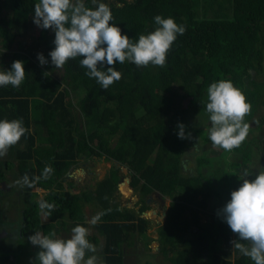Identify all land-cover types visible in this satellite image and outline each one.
Returning a JSON list of instances; mask_svg holds the SVG:
<instances>
[{
	"label": "trees",
	"instance_id": "obj_1",
	"mask_svg": "<svg viewBox=\"0 0 264 264\" xmlns=\"http://www.w3.org/2000/svg\"><path fill=\"white\" fill-rule=\"evenodd\" d=\"M39 2L0 0L1 38L8 36L5 25L16 36L38 30L28 52H8L6 40L0 49V71H11L13 62L19 60L26 72L19 88L0 87V121L22 119L28 129L10 148L7 159L0 158V239L13 236L11 228L16 229L18 237L12 245L22 255H30L27 242L35 232L55 233L53 238H57L77 225L88 229L85 206L96 202L104 215L94 224L98 235L87 239L97 249L99 237L104 243L101 250L86 253L85 259L95 255L102 257L99 264H130L137 256L131 247L153 226L151 219L143 217L150 210L143 197L158 192L171 200L164 224L157 225L158 254L164 261L197 264L206 256L207 264H254L245 256L234 262L219 256L221 237L232 233L221 216L207 213L208 224H201V208L209 205L210 196L219 197V208L223 207L231 199L232 184L231 174L215 178L220 159L203 152L206 144L214 147L206 129L210 122L207 89L214 82L228 80L252 108L245 117L250 126L246 140L232 152L220 149L221 158L229 161L230 172H249L250 180L264 171V165L253 157L254 148L264 151V141L255 135L264 124V0H98L111 9L114 19L110 23L133 42L155 31L157 15L173 18L186 29L168 52L165 67L117 63L122 78L106 90L86 75L82 58L69 60L63 69L55 68L49 55L55 48V33L33 22L34 5ZM83 3L95 10L92 0ZM41 53L48 61L44 67L37 58ZM59 70L61 78L56 76ZM73 98L78 100L83 121L71 111ZM253 122L259 125L256 129L251 127ZM179 124L185 125L186 136L191 133L190 139L179 138ZM80 158L114 163L94 193L78 195L64 188L66 175ZM115 163L131 173L130 187L141 196L138 211L121 207L118 201L121 176ZM46 166L53 169L47 180L42 177ZM25 175L41 179L32 188L17 184ZM38 189L47 191L42 201ZM14 199L19 207L10 221ZM42 202L56 205L50 215L41 214Z\"/></svg>",
	"mask_w": 264,
	"mask_h": 264
},
{
	"label": "clouds",
	"instance_id": "obj_2",
	"mask_svg": "<svg viewBox=\"0 0 264 264\" xmlns=\"http://www.w3.org/2000/svg\"><path fill=\"white\" fill-rule=\"evenodd\" d=\"M92 3L96 5L95 10L86 7L83 0H40L34 5L33 22L55 33V48L49 55L56 69H63L69 60L82 58L80 64L88 70L86 75L96 79L105 90L122 78V73L116 70L117 63L127 61L137 67H165L167 54L177 36L186 31L173 18L157 15L154 17L158 25L155 31L142 34L133 42L128 35L122 34L121 28L110 23L114 17L109 6L98 0ZM37 58L41 65L48 63L42 53ZM11 67V71H0V87L19 88L24 82V63L17 60ZM207 101L206 111L211 121L209 139L213 146L226 152L239 148L250 127L245 117L251 113L252 106L246 96L231 81L221 80L209 86ZM178 128L180 139L191 138V133L185 135L184 124H179ZM27 132L22 119L0 121V158L7 156L10 148ZM52 173L51 166H46L43 179H49ZM248 177L247 171L239 177L241 186L231 193L230 201L218 215L239 238L231 241L233 249L254 264H264V171L255 175L254 180ZM40 179L38 176L30 180L25 175L17 184L32 188ZM55 207L47 202L39 204L42 215H50ZM102 215L104 213L97 214L91 223L96 224ZM88 235L87 228L77 225L69 239L53 238L55 233L45 236L35 232L29 240L41 249L36 257L37 264H99L95 255L85 259L86 253L97 251L87 239Z\"/></svg>",
	"mask_w": 264,
	"mask_h": 264
},
{
	"label": "rangeland",
	"instance_id": "obj_3",
	"mask_svg": "<svg viewBox=\"0 0 264 264\" xmlns=\"http://www.w3.org/2000/svg\"><path fill=\"white\" fill-rule=\"evenodd\" d=\"M5 28L8 29V36L6 38L0 37V49L3 48L2 43L4 44V40H6L5 41L6 46L8 47L9 49L8 52L10 53L15 51L28 52L30 51L31 48L34 47V42L36 41L38 30L37 32L35 30L30 32L26 36H16L15 31L9 30L10 29L9 25H5ZM41 66L44 67L46 66V64ZM56 76L57 78H61L63 76V71L59 70L56 73ZM72 103L73 106L71 107V111L73 112L74 116L79 122L83 121L84 117L83 115L81 116L80 110L77 106L78 103L77 98H73ZM182 105L186 106L187 100H183ZM261 115H263L262 111H261ZM258 126L259 125L256 122H253L251 124V127L255 129ZM210 128H211V121L206 125L207 131H209ZM255 135L258 140L264 141V124L256 131ZM203 153L207 157H215L220 159V166L217 169V172L214 174L215 178L218 179L225 174L228 175L231 174L232 175L231 193L235 190H238V188L242 184V181L239 179V177L242 176L244 173L240 172L235 174L230 172L229 161H224L221 158L222 155L221 150L216 147H212L210 144L205 145ZM253 157L256 162L260 163L261 165H264V151L262 149H259L257 147L254 148ZM1 159L6 160L7 158L2 157ZM113 166L114 163L106 161L105 158H90V159L80 158L79 161L73 166V168L66 175V178L63 182L64 188L65 190L71 191L72 193L78 195H81L85 192L94 193L96 184L102 181L103 179H105L109 175L110 170ZM115 167L119 169L121 176V181L118 187L119 189L118 201L121 203V207L138 211L140 207L141 196H139V193L130 187L131 173L129 169L126 167L119 166L117 163H115ZM5 189L8 190V187H5ZM38 194H39V200L42 201V199L46 196L47 191L38 189ZM223 198L224 200H226V196L225 197L223 196ZM143 200H146L147 204L150 207V210L147 211L143 215V217L145 219H149V220L151 219V221H153V226L150 227L146 236L142 237V239H136L134 246L131 247V248H135V250L137 251L136 253L137 256L133 255L132 259L129 260L130 264H135L137 260L139 261V264H146L147 262L149 264H169L167 261H164L163 255H161L160 253L158 254L160 250V245L158 239H154L153 236L157 237L156 234L158 227L157 225L164 224L165 222L164 216L166 217V211L171 204V200L169 198H162V196H160L158 192H154L152 195H147L143 197ZM13 202H14L13 205L14 209L12 208L9 209L10 213L8 218L10 219V221L14 219L13 212L16 211L17 213L19 207L17 200L14 199ZM220 202L221 200H219V197L211 195L209 200V205L204 208H201L202 213L204 214L211 213L214 215H218V211L226 205L224 204L223 207L219 208ZM6 209L4 208V210ZM99 210L100 207L96 202H91L85 206V217L87 222L90 223L89 224L90 226L88 228L90 235H92L93 233H98L94 227V224H92L91 221L97 214H99ZM5 219L4 221H7V219L6 220ZM13 222L15 223V221ZM207 223L208 222H206L205 220V223L202 225H207ZM2 231L3 230H0V233H3ZM66 233H72V230H69ZM66 233H63L61 235L65 237L68 235ZM9 234H14V235L7 236V239L5 238H3V240L0 239L2 240V242L0 241V257L1 256L6 257L8 255L7 257L10 258L11 259L10 262H12L14 260V257H18V255H22L23 252L17 251V247L15 246V243L14 245H12V242L15 241L14 238L18 237V233L16 229L11 228V233ZM99 238L101 242H99L97 249L98 251L99 248L101 250L104 243L103 237L101 236ZM27 245L30 247L29 248L30 255L25 254L24 256L29 257V259H25L21 257L20 259L24 261L22 263L20 262V264H37L36 257L41 249L39 248V246H34L30 242V240H28ZM26 252H28V250ZM145 252L150 254L148 258L145 257L146 255ZM173 253L174 251H171L170 255H172ZM9 255L11 257H9ZM99 259H102V257L101 258L99 257Z\"/></svg>",
	"mask_w": 264,
	"mask_h": 264
},
{
	"label": "crops",
	"instance_id": "obj_4",
	"mask_svg": "<svg viewBox=\"0 0 264 264\" xmlns=\"http://www.w3.org/2000/svg\"><path fill=\"white\" fill-rule=\"evenodd\" d=\"M203 217H206V218H203ZM165 218L166 217L164 216V219ZM205 220H206V222H209V217L207 216V214H204L202 216L201 224H204L205 223ZM88 224H90V223H88ZM156 234H157V237L153 236L154 239H158V233H156ZM71 235H72V233H69L67 236H65V237L63 236V238H62V235H61V237H57V238L69 239V238H71ZM93 235H98V233H93L92 235L89 234L88 236H93ZM238 239H239L238 236L236 234H234L233 232L232 233L225 234V235H223L221 237L222 246L218 250V252H219V256L223 260L230 261V262H234L235 260L243 257V255L239 251H235L233 249V245L231 243V241L238 240ZM241 242H243V241H241ZM7 256L6 257H3V256L0 257V264H20V262L22 263L24 261V260H21L20 259L21 257H23L25 259H29V257H26L24 255H18V257H14V260L12 262H10L11 259L8 258ZM9 257H11V256L9 255ZM98 260H99V258H98ZM207 260L208 259L206 258V256H203L201 259H198L197 264H207L206 263Z\"/></svg>",
	"mask_w": 264,
	"mask_h": 264
},
{
	"label": "flooded vegetation",
	"instance_id": "obj_5",
	"mask_svg": "<svg viewBox=\"0 0 264 264\" xmlns=\"http://www.w3.org/2000/svg\"><path fill=\"white\" fill-rule=\"evenodd\" d=\"M1 185H2V187H3V188H5V187H6V186H5V183H2ZM8 189H9V188H8Z\"/></svg>",
	"mask_w": 264,
	"mask_h": 264
}]
</instances>
